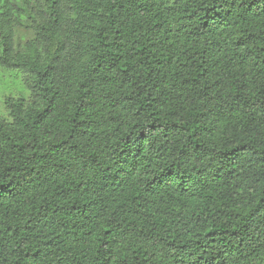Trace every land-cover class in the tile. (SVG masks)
Segmentation results:
<instances>
[{"label": "trees", "instance_id": "obj_1", "mask_svg": "<svg viewBox=\"0 0 264 264\" xmlns=\"http://www.w3.org/2000/svg\"><path fill=\"white\" fill-rule=\"evenodd\" d=\"M7 73L0 264H264V0H0Z\"/></svg>", "mask_w": 264, "mask_h": 264}, {"label": "rangeland", "instance_id": "obj_2", "mask_svg": "<svg viewBox=\"0 0 264 264\" xmlns=\"http://www.w3.org/2000/svg\"><path fill=\"white\" fill-rule=\"evenodd\" d=\"M33 16H29L22 21V24L16 27V48L22 51L24 46L35 38V28L39 23L36 9L32 11ZM23 80H16L14 75L9 73L0 75V103L6 96H16L24 92ZM3 113L0 107V114Z\"/></svg>", "mask_w": 264, "mask_h": 264}]
</instances>
